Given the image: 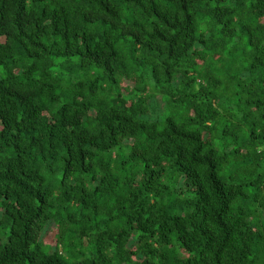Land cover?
<instances>
[{"label":"trees","instance_id":"trees-1","mask_svg":"<svg viewBox=\"0 0 264 264\" xmlns=\"http://www.w3.org/2000/svg\"><path fill=\"white\" fill-rule=\"evenodd\" d=\"M0 264H264V0H0Z\"/></svg>","mask_w":264,"mask_h":264},{"label":"rangeland","instance_id":"rangeland-1","mask_svg":"<svg viewBox=\"0 0 264 264\" xmlns=\"http://www.w3.org/2000/svg\"><path fill=\"white\" fill-rule=\"evenodd\" d=\"M226 96H232L231 94L230 95H226ZM239 98V95H237L235 97V99H232L233 102H235L236 99ZM157 101L159 102V105L162 106L163 105V102L161 101L160 97L157 99ZM229 107V106H227ZM55 224L53 223H50L45 232H44V235H43V240L45 242V244H49V245H55V232H56V229H55Z\"/></svg>","mask_w":264,"mask_h":264}]
</instances>
